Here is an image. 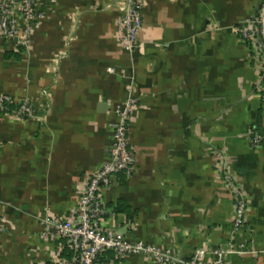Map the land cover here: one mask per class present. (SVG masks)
Returning <instances> with one entry per match:
<instances>
[{
  "label": "crops",
  "instance_id": "obj_1",
  "mask_svg": "<svg viewBox=\"0 0 264 264\" xmlns=\"http://www.w3.org/2000/svg\"><path fill=\"white\" fill-rule=\"evenodd\" d=\"M122 1L42 0L46 16L27 47L0 38V96L33 109L26 119L0 113V264L42 262L58 249L43 221L69 215L102 167L128 96L136 166L103 193L117 229L182 259L226 249L234 201L216 150L249 202L236 241L252 246L226 264H264V141L251 146V133L264 135V81L238 34L263 0H141L133 51L119 45ZM97 264L156 263L106 254Z\"/></svg>",
  "mask_w": 264,
  "mask_h": 264
},
{
  "label": "built area",
  "instance_id": "obj_2",
  "mask_svg": "<svg viewBox=\"0 0 264 264\" xmlns=\"http://www.w3.org/2000/svg\"><path fill=\"white\" fill-rule=\"evenodd\" d=\"M48 1L54 3V0ZM41 5L42 0H0V38L8 49L28 46L35 29L46 16ZM142 8L141 0H123L119 4L118 40L119 45L127 51H133L138 45V35L143 27ZM238 34L250 49L264 81V0L255 14L242 23ZM136 103V99L128 96L122 107L118 108L116 122L112 125V145L108 149V157L98 171L86 176L79 200L69 215L44 219L43 235L57 240L59 246L45 261L34 264H97L106 254L113 255L117 260L140 256L156 264H226L231 254L249 253L252 243L236 241L243 232L248 231L245 226L249 211L248 197L237 184L225 154L216 150L210 153L215 165L222 171V181L231 189L234 201L232 239L226 249L201 247L189 259H182L172 247L155 246L128 237L127 231L122 233L117 229L116 213L105 203L103 193L114 185L119 175L128 177L135 169L136 157L127 135ZM10 105L12 101L9 96H0V113L12 114L19 119L33 114L32 106L27 101L14 108ZM263 141L264 135L251 133L253 149H259ZM65 250L69 253L67 257L63 254ZM205 258L209 260L205 262Z\"/></svg>",
  "mask_w": 264,
  "mask_h": 264
},
{
  "label": "trees",
  "instance_id": "obj_3",
  "mask_svg": "<svg viewBox=\"0 0 264 264\" xmlns=\"http://www.w3.org/2000/svg\"><path fill=\"white\" fill-rule=\"evenodd\" d=\"M10 107H12V108H14L15 106H13V105H10ZM120 176V175H119ZM115 212H117V210H114Z\"/></svg>",
  "mask_w": 264,
  "mask_h": 264
}]
</instances>
